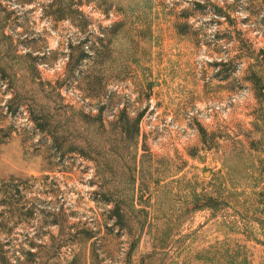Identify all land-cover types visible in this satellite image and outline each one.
Returning <instances> with one entry per match:
<instances>
[{"label": "rangeland", "instance_id": "rangeland-1", "mask_svg": "<svg viewBox=\"0 0 264 264\" xmlns=\"http://www.w3.org/2000/svg\"><path fill=\"white\" fill-rule=\"evenodd\" d=\"M71 259L264 264V0H0V264Z\"/></svg>", "mask_w": 264, "mask_h": 264}, {"label": "trees", "instance_id": "trees-1", "mask_svg": "<svg viewBox=\"0 0 264 264\" xmlns=\"http://www.w3.org/2000/svg\"><path fill=\"white\" fill-rule=\"evenodd\" d=\"M141 114H142V112H140L134 119H132V123L130 125L132 127L131 134H132V139H133L134 144H137V140H138V136H139V121H140ZM97 118H99V120H101V113L98 114ZM118 121L121 123V131L120 132L122 134H126L127 126L129 124L128 123L129 118H128V115L126 114L125 110L122 109L120 111L117 122ZM99 124L101 126H103L101 122ZM135 169H136V166L134 165L131 168L132 178H134V179H135V177H134ZM102 188H101V191L99 194L104 201L112 204V208L109 211L110 216L115 219V224H117L121 227L122 220L125 218L126 215L131 214L132 210H134L133 208H135V207H134V205H131V207L129 205H124L123 207H121L118 197L115 196V188L112 186L107 187V188H103V190H102ZM94 236L95 235L93 234L92 231H88V233L85 236V239L90 240ZM134 248L135 247H130L129 252H128L129 257L131 255V252H133ZM96 253L97 252L94 250V247H91L90 255L92 256ZM73 262H74V260L71 259L70 261L67 262V264H73Z\"/></svg>", "mask_w": 264, "mask_h": 264}]
</instances>
